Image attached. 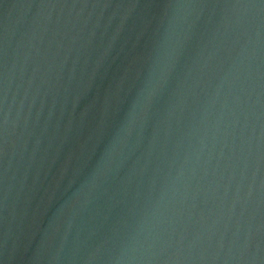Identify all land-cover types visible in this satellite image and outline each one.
<instances>
[{"label": "water", "instance_id": "water-1", "mask_svg": "<svg viewBox=\"0 0 264 264\" xmlns=\"http://www.w3.org/2000/svg\"><path fill=\"white\" fill-rule=\"evenodd\" d=\"M0 264H264V0H0Z\"/></svg>", "mask_w": 264, "mask_h": 264}]
</instances>
